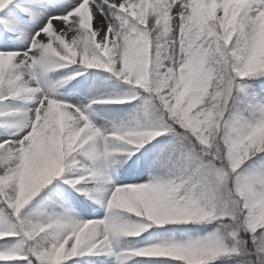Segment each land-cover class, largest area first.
<instances>
[{"label":"snow or ice","instance_id":"obj_1","mask_svg":"<svg viewBox=\"0 0 264 264\" xmlns=\"http://www.w3.org/2000/svg\"><path fill=\"white\" fill-rule=\"evenodd\" d=\"M0 264H264V0H0Z\"/></svg>","mask_w":264,"mask_h":264},{"label":"trees","instance_id":"obj_2","mask_svg":"<svg viewBox=\"0 0 264 264\" xmlns=\"http://www.w3.org/2000/svg\"><path fill=\"white\" fill-rule=\"evenodd\" d=\"M76 66H70V68H66V69H61L59 70V73L54 74V75H59L60 73H67L69 72L72 68H75ZM95 70H88L87 72L84 73V76H87L88 73L93 72ZM109 74L107 73H99L98 78H96L100 83L99 85H101L102 87V91L103 93L109 92V91H116V92H123L124 90L127 89V85H124L122 82H118L115 81L114 78L112 79H108ZM77 81H80V83H77ZM83 81V77H77L76 80L74 81H70L68 84L64 85L63 87L58 89V92H64L66 89L70 88V87H75L80 89L81 83ZM99 107H101V105H94L93 108L96 112H98Z\"/></svg>","mask_w":264,"mask_h":264},{"label":"rangeland","instance_id":"obj_3","mask_svg":"<svg viewBox=\"0 0 264 264\" xmlns=\"http://www.w3.org/2000/svg\"><path fill=\"white\" fill-rule=\"evenodd\" d=\"M85 90H86V91L84 92L85 96L88 95V94H90V93H91V90H92L91 85H89V87L87 86V87L85 88ZM61 96H62L67 102H69V103H73V102H74V100H72V99L69 98L68 94H66V95H61ZM85 96H82V95H81V99H85V98H86ZM95 115H96V114H95ZM99 215H100V216L103 215V209H101ZM86 218H88V217H86Z\"/></svg>","mask_w":264,"mask_h":264}]
</instances>
